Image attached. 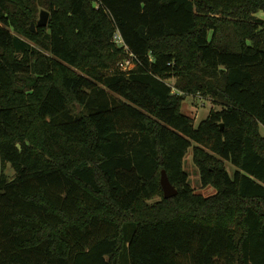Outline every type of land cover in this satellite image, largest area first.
I'll return each instance as SVG.
<instances>
[{
  "label": "trees",
  "instance_id": "trees-1",
  "mask_svg": "<svg viewBox=\"0 0 264 264\" xmlns=\"http://www.w3.org/2000/svg\"><path fill=\"white\" fill-rule=\"evenodd\" d=\"M39 5L49 22L32 31ZM259 13L264 0H0V264H264ZM196 94L221 107L198 126L182 111ZM191 148L214 195L190 183Z\"/></svg>",
  "mask_w": 264,
  "mask_h": 264
},
{
  "label": "rangeland",
  "instance_id": "rangeland-1",
  "mask_svg": "<svg viewBox=\"0 0 264 264\" xmlns=\"http://www.w3.org/2000/svg\"><path fill=\"white\" fill-rule=\"evenodd\" d=\"M42 10H46V9L42 7V5H39L38 19L40 17V13ZM257 16L264 19L263 13H259ZM123 64H124L122 66L123 69H131L134 67V64H130V65L125 63ZM168 82L173 85L174 79L168 80ZM212 109L220 110L221 107L215 104V102L209 97H203L200 94H196V95H188L186 97V100L183 103L182 111L185 115L193 118L195 121V125L198 126L200 122H202L208 117ZM261 133L264 136V127L261 129ZM225 167L232 178L234 177L235 173L239 170L238 168L233 166L232 163L230 162H225ZM184 168L185 171L189 174L190 183L192 187L195 189V192L197 194L208 197L216 193L215 188L211 186L208 187L202 186L200 171L193 162L192 148L189 150L188 154L185 157ZM8 174L10 178L14 177V171L11 168H9Z\"/></svg>",
  "mask_w": 264,
  "mask_h": 264
},
{
  "label": "water",
  "instance_id": "water-1",
  "mask_svg": "<svg viewBox=\"0 0 264 264\" xmlns=\"http://www.w3.org/2000/svg\"><path fill=\"white\" fill-rule=\"evenodd\" d=\"M49 18H50V12L47 10H42L40 13V17L37 21V24H35L34 22L31 23L32 31L35 30L36 25L39 27H46L48 25ZM160 183L166 199L172 198L178 194V190L171 183L166 170H162L161 172Z\"/></svg>",
  "mask_w": 264,
  "mask_h": 264
},
{
  "label": "built area",
  "instance_id": "built-area-1",
  "mask_svg": "<svg viewBox=\"0 0 264 264\" xmlns=\"http://www.w3.org/2000/svg\"><path fill=\"white\" fill-rule=\"evenodd\" d=\"M115 39L117 40L118 43H123L122 38H121V36H120L119 34L116 35ZM125 64H128V65L132 64V60H127V61L125 62ZM123 65H124V64L122 63L121 66H123ZM122 68H123V67H122ZM125 70H126V69H125Z\"/></svg>",
  "mask_w": 264,
  "mask_h": 264
}]
</instances>
